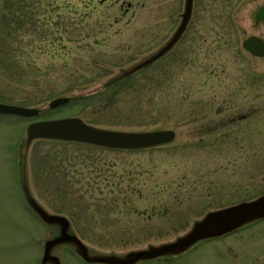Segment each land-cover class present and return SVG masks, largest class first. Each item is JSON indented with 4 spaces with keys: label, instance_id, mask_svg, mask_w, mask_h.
Listing matches in <instances>:
<instances>
[{
    "label": "rangeland",
    "instance_id": "obj_1",
    "mask_svg": "<svg viewBox=\"0 0 264 264\" xmlns=\"http://www.w3.org/2000/svg\"><path fill=\"white\" fill-rule=\"evenodd\" d=\"M188 11V0H0V101L40 111L0 116V264L133 259L264 195V56L243 46L264 37V0ZM61 96L71 101L52 108ZM71 116L176 137L137 150L27 142L31 122ZM240 232L131 264H231L217 243L264 247V224Z\"/></svg>",
    "mask_w": 264,
    "mask_h": 264
},
{
    "label": "water",
    "instance_id": "obj_2",
    "mask_svg": "<svg viewBox=\"0 0 264 264\" xmlns=\"http://www.w3.org/2000/svg\"><path fill=\"white\" fill-rule=\"evenodd\" d=\"M192 0H188V10H191ZM188 11V12H189ZM185 24V23H184ZM183 24V26H184ZM244 48L255 56H264V38L258 35H250L243 41ZM71 98L67 96L57 97L50 102L52 108L67 105ZM39 109L18 104H10L0 101V114L17 115L34 118L39 115ZM27 142L36 139L59 140L90 144L111 150H137L152 148L172 142L176 132L172 129L154 131H123L99 127L86 122L78 116L64 117L60 119H44L31 122L27 128ZM233 218L232 220H229ZM264 218V195L259 199L245 201L231 206L211 216L208 226L206 222L198 223L193 232L179 241L165 245L154 252L140 251L133 259L112 258H88L84 249V256L89 262L101 261L111 264H131L141 258H155L167 252L185 250L202 238L220 236L231 232L246 222ZM220 224L219 228H211Z\"/></svg>",
    "mask_w": 264,
    "mask_h": 264
},
{
    "label": "flooded vegetation",
    "instance_id": "obj_3",
    "mask_svg": "<svg viewBox=\"0 0 264 264\" xmlns=\"http://www.w3.org/2000/svg\"><path fill=\"white\" fill-rule=\"evenodd\" d=\"M19 1L21 2L22 0H19ZM0 116L20 117L16 115H0ZM263 224H264V218L254 219L252 221H249L247 224H244L243 226L224 234L223 236H219V238L225 237V236L238 235V233L242 230L256 228L259 226L261 227ZM216 245H217L216 250L219 251L220 253H223V256H225L226 259L230 257V260L234 261L231 264L233 263H236V264H264V247L261 246V243L251 244V246H249L246 249H241L238 247L237 243L230 242V241L217 243Z\"/></svg>",
    "mask_w": 264,
    "mask_h": 264
}]
</instances>
